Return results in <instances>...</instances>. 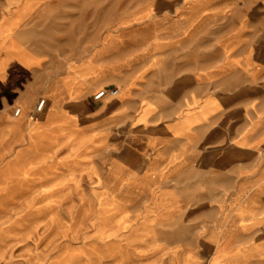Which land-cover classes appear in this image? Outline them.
I'll return each instance as SVG.
<instances>
[{"label": "crops", "instance_id": "1", "mask_svg": "<svg viewBox=\"0 0 264 264\" xmlns=\"http://www.w3.org/2000/svg\"><path fill=\"white\" fill-rule=\"evenodd\" d=\"M241 1H93L79 55L6 37L0 264L65 242L70 264H264V5Z\"/></svg>", "mask_w": 264, "mask_h": 264}, {"label": "rangeland", "instance_id": "2", "mask_svg": "<svg viewBox=\"0 0 264 264\" xmlns=\"http://www.w3.org/2000/svg\"><path fill=\"white\" fill-rule=\"evenodd\" d=\"M93 1H96V5L102 4L99 0H0V70L18 67V49L13 41H6L9 35L19 37L21 34V37L31 40L32 43L38 40L40 48L52 55L68 53L79 55L82 54V50L89 49L90 43L97 42L99 35L97 30L88 27V22L84 20L82 13L83 9L80 8L92 5ZM112 2L114 0H106L107 8L114 6ZM18 5H25V11L19 20L16 18L17 23L12 29L15 20L9 24L6 21ZM240 5L253 10L264 5V2L263 0H242ZM105 50L107 54H114L112 44L108 43ZM106 87L116 88L115 86ZM65 245L70 246L69 251L62 253L58 261L61 264L80 262L84 255L83 248L71 246L67 242Z\"/></svg>", "mask_w": 264, "mask_h": 264}, {"label": "built area", "instance_id": "3", "mask_svg": "<svg viewBox=\"0 0 264 264\" xmlns=\"http://www.w3.org/2000/svg\"><path fill=\"white\" fill-rule=\"evenodd\" d=\"M117 93H118L117 88L102 87L99 90H97V92L94 94V99L99 100L105 97L106 95H116ZM44 103H45V99L40 100L36 109L40 111L42 107L44 106ZM20 110H21L20 107L16 108V110L14 111V114L18 115Z\"/></svg>", "mask_w": 264, "mask_h": 264}]
</instances>
